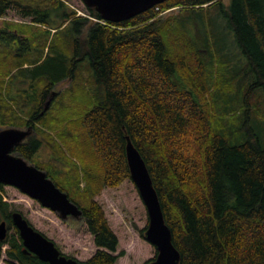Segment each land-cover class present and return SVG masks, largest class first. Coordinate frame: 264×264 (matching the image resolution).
Masks as SVG:
<instances>
[{
	"label": "trees",
	"instance_id": "1",
	"mask_svg": "<svg viewBox=\"0 0 264 264\" xmlns=\"http://www.w3.org/2000/svg\"><path fill=\"white\" fill-rule=\"evenodd\" d=\"M11 7L32 25L0 24V127L40 132L14 152L29 162L42 142L51 150L54 163L36 166L82 210L97 247L84 262L118 258L117 235L94 196L130 178L128 137L148 168L178 264H264V0H164L119 22L90 7L93 21L76 16L63 0H0V19ZM58 28L68 29L67 39L48 68L51 81L38 78L44 87L33 95L23 87L14 93V74L41 67L51 48L44 40L32 53L31 39ZM81 72L84 82L69 95L88 106L66 109L77 124L63 133L85 159L77 163L35 122L60 92L52 88ZM2 189L0 219L11 225ZM4 241L18 264H48L25 253L17 236Z\"/></svg>",
	"mask_w": 264,
	"mask_h": 264
},
{
	"label": "rangeland",
	"instance_id": "2",
	"mask_svg": "<svg viewBox=\"0 0 264 264\" xmlns=\"http://www.w3.org/2000/svg\"><path fill=\"white\" fill-rule=\"evenodd\" d=\"M63 1L76 7L83 13L90 14L82 0ZM177 11V8L169 9L164 12L163 15L175 14ZM2 19L14 20V22L21 25H32L31 16L24 17L12 7L8 9L6 15L0 19V24L2 23ZM89 20L93 21V19L90 18ZM215 20L217 23L223 24L221 18L216 17ZM55 23V20L49 21V25L51 26L58 24V22ZM58 29L59 31L55 35H53L54 29L46 37L43 34H39L34 39H31L32 53L38 51L35 50V48H40L44 40L47 41V44L52 42L51 48L48 52L45 63L41 67H24L14 74V93L17 87H23L25 89H30L29 91L33 95L32 88H34V86H38V84L39 86H42L43 83L45 85V81H51L52 76L50 75L48 68H50L51 63L60 59L57 50L62 48L65 43V40L67 39V30L69 29L71 31H69L71 35H73L72 33H75V28L71 24L68 29ZM34 30L37 31L39 29ZM81 75L80 78L76 77L75 79L71 77L64 78L52 88V91L60 90V92L56 93L52 100L49 99L46 101L47 103L43 106V118L35 122V126H37L39 131H45L47 135L53 137L64 153L77 163H84L85 159L82 154L76 153L70 149V145H72L73 142L75 143V139H65L63 133L67 130L75 129L76 127L72 126L77 124L76 121L65 119V117L70 115L69 111L67 110V113L66 109H69L68 107L72 106L73 109H75V112L83 113L88 106L85 105L82 96H78L81 98L70 97V95L78 92V87L82 84L81 82H84L83 79L86 78V74L81 72ZM38 78H41V82L43 83L40 82V84L37 80ZM35 79L36 82L34 84ZM44 85L42 87H44ZM61 91L63 92L62 94ZM70 92L71 94L69 95ZM60 94L61 96L63 95L62 98H58ZM56 95L58 96L56 97ZM18 100L20 101V96H18ZM20 109H22V107H20ZM70 123L71 125H69ZM2 128L5 127H0V129ZM20 128H25V126ZM32 135L35 138L41 139L40 132L38 131L33 132ZM52 160L53 157L51 150L42 142L38 151L32 156L29 163L38 166H45L47 163H54ZM80 185H83V182ZM1 194L3 200L9 204L8 209L10 212L13 210L21 212L34 228L53 240L63 254L80 261H86L97 249L93 241V235L88 231L85 220L81 216H68L62 218L57 212L41 205L38 200L31 198L29 195L10 184H3ZM94 199L102 206L109 226L118 238V244L115 251V253L118 254V258L114 264H145L155 256L156 249L154 245L144 238V233H141V230L144 227H147L148 214L139 191L131 178L124 179L115 187H103L99 193L94 196ZM12 233L13 230H9V234ZM6 245L7 244L4 243L2 247L0 246L2 249L0 264H11L7 262L4 255L3 249H5Z\"/></svg>",
	"mask_w": 264,
	"mask_h": 264
},
{
	"label": "water",
	"instance_id": "3",
	"mask_svg": "<svg viewBox=\"0 0 264 264\" xmlns=\"http://www.w3.org/2000/svg\"><path fill=\"white\" fill-rule=\"evenodd\" d=\"M82 1L86 7L93 8L103 20L119 22L164 0ZM31 132V126L0 129V183L13 185L38 200L41 205L57 212L62 218L80 217L82 215L80 207L70 199L67 192L55 184L44 169L29 163L14 152L16 145L22 143ZM125 150L130 178L135 183L148 214L144 238L156 249L154 258L147 264H178L180 254L172 242L171 230L164 221L160 201L146 163L128 137ZM10 215L13 225L19 232L24 251L33 253L48 264H86L63 254L55 242L34 228L21 212L13 211ZM6 235V222L1 220L0 240L5 239Z\"/></svg>",
	"mask_w": 264,
	"mask_h": 264
},
{
	"label": "flooded vegetation",
	"instance_id": "4",
	"mask_svg": "<svg viewBox=\"0 0 264 264\" xmlns=\"http://www.w3.org/2000/svg\"><path fill=\"white\" fill-rule=\"evenodd\" d=\"M31 134H32V133H31ZM31 134H30V135H31ZM30 135H28V136H30ZM28 136H27V137H28ZM27 137H26V138H27ZM26 138H25V139H26ZM13 211H14V210H13ZM13 211H11L10 214H11ZM10 219H11V215H10ZM1 220H5V222H6L7 235H6L5 239L8 237V235H9V230H11V229L13 230V233H12V234L15 235V236H17L19 239H21L20 236H19V232H18L17 228L13 225V223H11V225H9V220L6 219V218H1L0 221H1ZM11 222H12V220H11ZM5 239L0 240V241L2 242V241H4ZM4 243L7 244L6 247H5V249H3V251H4V253H5V250H6L7 248H9V243L6 242V241H4V242L0 243V246L2 247V245H3ZM21 243H22V240H21ZM22 249H23V245H22ZM23 251H24V250H23ZM24 252H25V253H30V252H27V251H24ZM32 254H33V253H32ZM4 255H5V257H6L7 262H9V263H11V264H18L17 260L8 257L6 254H4Z\"/></svg>",
	"mask_w": 264,
	"mask_h": 264
},
{
	"label": "built area",
	"instance_id": "5",
	"mask_svg": "<svg viewBox=\"0 0 264 264\" xmlns=\"http://www.w3.org/2000/svg\"><path fill=\"white\" fill-rule=\"evenodd\" d=\"M65 2V1H64ZM70 8H72L74 11H75V15L76 16H85V17H88V18H91V19H94L90 14L88 13H83L82 11H80L79 9H77L76 7L68 4L67 2H65Z\"/></svg>",
	"mask_w": 264,
	"mask_h": 264
}]
</instances>
